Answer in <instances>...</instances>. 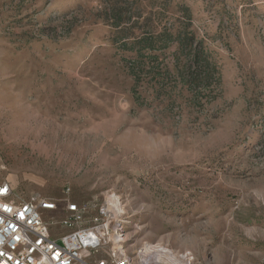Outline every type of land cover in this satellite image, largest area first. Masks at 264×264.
<instances>
[{
	"label": "rangeland",
	"instance_id": "rangeland-1",
	"mask_svg": "<svg viewBox=\"0 0 264 264\" xmlns=\"http://www.w3.org/2000/svg\"><path fill=\"white\" fill-rule=\"evenodd\" d=\"M0 158L133 255L264 264V0H0Z\"/></svg>",
	"mask_w": 264,
	"mask_h": 264
},
{
	"label": "built area",
	"instance_id": "built-area-1",
	"mask_svg": "<svg viewBox=\"0 0 264 264\" xmlns=\"http://www.w3.org/2000/svg\"><path fill=\"white\" fill-rule=\"evenodd\" d=\"M5 172L6 164L0 158V264H165L167 261L166 258L165 262L146 261L161 251L144 254L143 248L136 256L126 249V223L118 200L108 201L95 218H89L88 208L75 202L57 203L18 192ZM150 246L153 249L159 245ZM180 258L182 264L195 261L190 252Z\"/></svg>",
	"mask_w": 264,
	"mask_h": 264
},
{
	"label": "bare ground",
	"instance_id": "bare-ground-1",
	"mask_svg": "<svg viewBox=\"0 0 264 264\" xmlns=\"http://www.w3.org/2000/svg\"><path fill=\"white\" fill-rule=\"evenodd\" d=\"M117 200V198L116 197H111L110 199H109V202H111V203H113V202H115ZM161 251V253L160 254H158V253H156L155 254V256L154 257H150L149 259L148 258H146V261H153V262H157V261H160V262H165V258H166V262H165V264H177V263H180V264H182L183 262H181L180 261V256H175V255H167V253L166 252H163L162 250H159L157 247L156 248H153L152 249V246H150V245H145V248H144V251L142 252V253H144V254H148V253H150V252H154V251ZM165 254V256H164V254ZM183 257V256H182ZM184 259V258H183Z\"/></svg>",
	"mask_w": 264,
	"mask_h": 264
},
{
	"label": "snow or ice",
	"instance_id": "snow-or-ice-1",
	"mask_svg": "<svg viewBox=\"0 0 264 264\" xmlns=\"http://www.w3.org/2000/svg\"><path fill=\"white\" fill-rule=\"evenodd\" d=\"M21 217H23V214L21 213Z\"/></svg>",
	"mask_w": 264,
	"mask_h": 264
}]
</instances>
